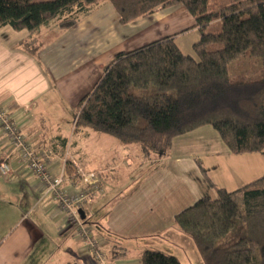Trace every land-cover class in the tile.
Segmentation results:
<instances>
[{
  "label": "crops",
  "instance_id": "obj_1",
  "mask_svg": "<svg viewBox=\"0 0 264 264\" xmlns=\"http://www.w3.org/2000/svg\"><path fill=\"white\" fill-rule=\"evenodd\" d=\"M194 26L183 5L124 25L106 2L65 32L55 23L44 27L33 53L23 46L30 38L27 30L0 29V104L16 115L31 144L52 151L54 171L67 158L84 171L100 172L102 191L92 196L84 212L94 236L105 242L111 264H141L148 249L173 254L181 262L184 247H166L173 244L166 238L179 242L180 230L167 233L175 229L177 214L202 197L216 196L206 176L227 190L250 182L249 176L258 178L253 176L259 165L249 163L261 161L258 153L231 154L218 138L214 145L195 141V135L215 138L207 126L185 134L189 138L176 137L168 150L146 161L107 134L75 127L80 101L116 54L174 34H179L176 42L185 33L196 34L198 40L201 33L195 28L180 35ZM5 147L0 130V161ZM11 166L9 177L0 174V264H73L80 257L94 264L92 256L81 255L74 230L56 212L43 184L24 170L16 155ZM137 173L142 178L132 179Z\"/></svg>",
  "mask_w": 264,
  "mask_h": 264
},
{
  "label": "trees",
  "instance_id": "obj_2",
  "mask_svg": "<svg viewBox=\"0 0 264 264\" xmlns=\"http://www.w3.org/2000/svg\"><path fill=\"white\" fill-rule=\"evenodd\" d=\"M111 3L124 25L183 5L201 37L196 56L185 54L174 34L116 54L80 101L75 127L115 138L146 161L168 150L176 137L211 126L234 155L264 150V77L232 78L229 65L246 54L264 62V0H0V29L36 35L55 23L60 33L102 4ZM216 16L218 33H207ZM213 45L220 48L211 50ZM68 173L77 179L69 162ZM175 217L204 264H264V176L235 190L215 187ZM84 210V209H83ZM88 217L84 220L86 222ZM141 264H182L177 256L148 249Z\"/></svg>",
  "mask_w": 264,
  "mask_h": 264
},
{
  "label": "built area",
  "instance_id": "obj_3",
  "mask_svg": "<svg viewBox=\"0 0 264 264\" xmlns=\"http://www.w3.org/2000/svg\"><path fill=\"white\" fill-rule=\"evenodd\" d=\"M0 130L5 135L6 147L0 161V174L7 178L13 173L11 162L16 155L18 163L27 173L33 174L44 186L47 194L55 202L56 212L67 218V223L74 230L77 241L81 244V255L89 254L94 264H111V255L105 251V242L96 238L92 228L80 214L93 195L102 191L100 172L84 171L76 164L77 179L68 173L69 161L64 158L58 171L52 169L54 154L46 147H37L30 143L22 132V126L16 115L0 104ZM66 186L75 192H68ZM73 264H87L82 257Z\"/></svg>",
  "mask_w": 264,
  "mask_h": 264
},
{
  "label": "rangeland",
  "instance_id": "obj_4",
  "mask_svg": "<svg viewBox=\"0 0 264 264\" xmlns=\"http://www.w3.org/2000/svg\"><path fill=\"white\" fill-rule=\"evenodd\" d=\"M220 1L222 4H228L231 2V0H220ZM217 20H218V17L216 16L214 23H212L207 28V30H206L207 33H218L221 31V29H222L221 25H220L219 21H217ZM196 36L197 35L193 34V33H185L184 35H181L178 37L179 39H177V43L181 47L182 51L185 54L196 56L193 45L201 37V36H199V39L195 40ZM218 48H220L219 45H213L210 47L211 50H216ZM229 73H230V76L232 78L244 77L248 80L260 79V78L264 77V62L260 58L252 56L251 54H246V55L242 56L241 58L236 59L232 63H230ZM207 128H210V130H212V132H214L215 138L211 137L209 134L208 135H195V136H199L198 138H196L195 141L200 142V143L203 142L205 144L214 145L216 143L214 140L216 138H218L219 141L221 142V146L226 148V145L224 144V142L222 141V139L220 138L218 133L211 126H207ZM185 136L186 137H179V138H189L188 136H190V135H185ZM110 138H112V137H110ZM256 156L262 157L261 161L253 159V160L249 161V163H250V165H254V164L259 165V167H260L259 174H256L257 176H253V177L260 178V177L264 176V150L262 152L258 153ZM250 159H248V160H250ZM137 178L141 179L142 176L138 175V173H137V174H134L132 177V179H137ZM258 178H256V179H258ZM247 179H248L247 181L251 182V181H253L252 179H255V178H252V177L250 178V176H249ZM247 183H249V182H246V184ZM233 187H235V188H232V190H235L241 186H239V187L233 186ZM129 189H130V187L129 188L127 187V188L123 189V191L129 190ZM176 230H179L177 228V226H175V229L173 231H170V233H167V235H170V236L176 235V232H177ZM179 232L182 236V238L179 240V242H175L174 240H172L170 238H166V239L170 240V242H173V244L167 243L166 247H169V249H172L171 247H174L175 244L184 247V249L181 250V253L179 256L181 258L182 264H204V261H203L201 255L199 254L198 249H197L193 239L191 237H189L188 235L182 233L181 231H179Z\"/></svg>",
  "mask_w": 264,
  "mask_h": 264
},
{
  "label": "water",
  "instance_id": "obj_5",
  "mask_svg": "<svg viewBox=\"0 0 264 264\" xmlns=\"http://www.w3.org/2000/svg\"><path fill=\"white\" fill-rule=\"evenodd\" d=\"M80 214H81V218L83 220H85L86 219V214H85L84 210H80Z\"/></svg>",
  "mask_w": 264,
  "mask_h": 264
}]
</instances>
